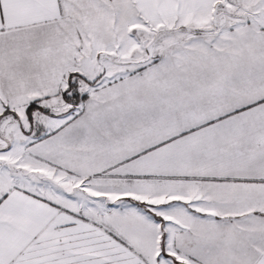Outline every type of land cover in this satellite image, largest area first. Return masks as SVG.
<instances>
[{"label": "snow or ice", "instance_id": "1", "mask_svg": "<svg viewBox=\"0 0 264 264\" xmlns=\"http://www.w3.org/2000/svg\"><path fill=\"white\" fill-rule=\"evenodd\" d=\"M0 264H264V0H0Z\"/></svg>", "mask_w": 264, "mask_h": 264}]
</instances>
